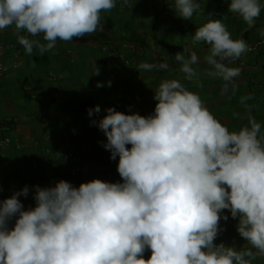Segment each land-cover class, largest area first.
Instances as JSON below:
<instances>
[{
  "label": "clouds",
  "instance_id": "1",
  "mask_svg": "<svg viewBox=\"0 0 264 264\" xmlns=\"http://www.w3.org/2000/svg\"><path fill=\"white\" fill-rule=\"evenodd\" d=\"M174 3L184 20L200 7L198 0ZM116 6L117 0H0V31L13 27L27 55L43 56L58 39L103 32L101 13ZM228 11L252 27L264 2L230 0ZM192 42L208 46L204 62L213 70L206 74L224 82L223 95L234 94L241 70L228 65L249 50L246 42L233 40L219 19L198 27ZM174 59L187 79L197 76L195 52ZM168 67L142 62L138 70ZM92 75H100L98 66ZM105 86L111 81L96 84ZM153 92L147 116L109 107L91 121L106 137L110 159L118 158L123 182L36 185L35 206L27 210L18 197H28V186L0 200V264H252L264 257V126L249 117L229 131L177 79ZM100 112L98 105L87 110L89 117ZM224 210L238 219L236 231L247 242L240 250L214 243L220 221L229 219Z\"/></svg>",
  "mask_w": 264,
  "mask_h": 264
},
{
  "label": "crops",
  "instance_id": "2",
  "mask_svg": "<svg viewBox=\"0 0 264 264\" xmlns=\"http://www.w3.org/2000/svg\"><path fill=\"white\" fill-rule=\"evenodd\" d=\"M146 1L117 0L115 8L101 13L103 32L74 38L71 42L58 39L57 49L43 56L35 50L33 55H27L13 27L0 31V46L20 50L17 65L8 68L0 82V119L12 121L10 128L0 129V200L28 186V197H18L27 210L35 206L33 186L51 187L64 180L78 187L98 179L99 171L93 160H105L110 152L102 147L106 137L91 121L106 115L109 107L124 114H127L126 107L141 116L151 114L156 104L153 91L164 80L177 79L188 91L198 94L214 118L229 131L248 125L249 117L264 126V56L257 62L247 60L249 67L236 79L235 93L226 96L221 93L224 82L206 74L213 70L204 62L208 46L192 42L195 30L211 19H219L233 40H259L263 38L260 33L264 30V11L254 26L249 27L228 11L230 0H198L200 7L191 20L177 17L179 12L174 0H170L166 11L149 7ZM110 44H136L145 53L133 69H127L117 61H107L110 49L106 46ZM153 50L169 55L168 69L139 71L140 63H153L149 57ZM178 52L186 57L192 52L198 55L200 63L193 66L197 76L187 79L180 71L181 66L174 59ZM8 62V58H0V67ZM95 66L100 68L99 76L92 75ZM98 81H111V87L97 88ZM97 105L101 108L100 114L89 117L87 110ZM4 139L10 144L3 146ZM17 142H37V145L16 150ZM63 146L70 153H81L82 175L70 176L61 163L52 166L44 163V149ZM116 182H123L119 174L112 183ZM224 214L229 219L220 221L221 231L214 243L240 250L247 242L236 231L238 219H232L227 210ZM150 255L151 251L147 250L143 258L148 260ZM252 264H264V257L258 256Z\"/></svg>",
  "mask_w": 264,
  "mask_h": 264
},
{
  "label": "built area",
  "instance_id": "3",
  "mask_svg": "<svg viewBox=\"0 0 264 264\" xmlns=\"http://www.w3.org/2000/svg\"><path fill=\"white\" fill-rule=\"evenodd\" d=\"M208 1V0H202ZM149 7H160L162 10L166 11L170 8L171 1L170 0H159L154 3L153 0H148L145 3ZM40 40H43L42 36L37 37ZM248 45V51L242 56L235 60L233 63L229 64V67H238L241 72H244L248 69V59L252 62H257L260 57L264 56V37L256 40V41H245ZM106 48L110 49V56L107 57V61L114 62L117 61L122 64L127 69H133L139 62V60L144 56L145 50L136 44H110L106 46ZM57 49V42L55 47L51 51H55ZM149 57L154 64L159 63H167L168 66L171 63V58L165 52H161L159 50H153L149 53ZM0 58H8L9 62L6 66L0 67V82L3 77L4 72L10 68L15 67L20 58V50L17 47L6 48L5 46H0ZM1 89V84H0ZM127 114L132 113L131 107H126ZM69 141H66V145H68ZM10 144V141L4 139L2 142L3 146H7ZM37 145V142H33L30 144H23L17 142L14 146L16 150H25L30 146ZM42 159L47 166H52L53 164L61 163L63 164L69 175L72 177H78L83 174V170L80 167L83 164L82 155L80 152L70 153L67 148L63 146L60 149H49L46 148L42 151ZM94 164L97 170L99 171L98 179L106 182H114L118 178L117 174V160L110 159V154L107 156L105 160L94 159ZM255 251V250H254Z\"/></svg>",
  "mask_w": 264,
  "mask_h": 264
},
{
  "label": "trees",
  "instance_id": "4",
  "mask_svg": "<svg viewBox=\"0 0 264 264\" xmlns=\"http://www.w3.org/2000/svg\"><path fill=\"white\" fill-rule=\"evenodd\" d=\"M11 122L12 121H7V120H4V119H0V129L4 128V127L10 128L12 126Z\"/></svg>",
  "mask_w": 264,
  "mask_h": 264
}]
</instances>
